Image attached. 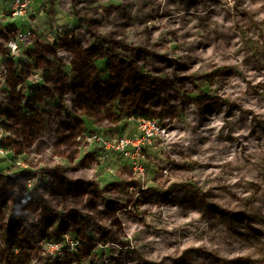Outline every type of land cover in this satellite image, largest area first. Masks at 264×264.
<instances>
[{"label":"rangeland","instance_id":"obj_1","mask_svg":"<svg viewBox=\"0 0 264 264\" xmlns=\"http://www.w3.org/2000/svg\"><path fill=\"white\" fill-rule=\"evenodd\" d=\"M35 2L0 22V58L31 29L20 76H44L1 114L0 264H264V0ZM140 119L165 130L144 177L101 189L86 135Z\"/></svg>","mask_w":264,"mask_h":264},{"label":"built area","instance_id":"obj_2","mask_svg":"<svg viewBox=\"0 0 264 264\" xmlns=\"http://www.w3.org/2000/svg\"><path fill=\"white\" fill-rule=\"evenodd\" d=\"M33 0H9V12L10 16L14 18L21 19L22 25L27 22V14L31 7ZM33 36V31L28 28H19L17 30L16 39L10 40L7 44L10 56L15 59L18 57L21 44L28 45L31 43ZM6 72L4 73V75ZM6 85V78L1 79L0 89ZM2 97L0 95V106ZM7 124L5 120L0 117V158L8 160V145L9 132H7ZM165 130L163 127L159 126L155 121L149 119H140L138 125V133L133 135H123L118 138L107 139L103 134L99 132L88 133L85 140L89 144L99 145L100 148L106 154V157L113 155L114 153H119L123 157L129 159L132 164L134 172L144 177L145 169L141 164L140 157L143 153V149L147 145H152L153 141L157 137H163ZM62 244L68 245L69 247H79V243L76 242L72 244L71 239H63ZM57 246V245H56Z\"/></svg>","mask_w":264,"mask_h":264},{"label":"crops","instance_id":"obj_3","mask_svg":"<svg viewBox=\"0 0 264 264\" xmlns=\"http://www.w3.org/2000/svg\"><path fill=\"white\" fill-rule=\"evenodd\" d=\"M37 3L44 2V0H36ZM36 2L33 0L31 6H35ZM9 0H0V22L5 23L6 21V13H9ZM22 24V23H21ZM9 26H13L10 24ZM8 26V27H9ZM4 31L6 32V27L0 26V32L3 34ZM4 36L5 33H4ZM6 71V79L8 80V84L5 85L2 89H0V93L3 92V101L0 109V117L2 115L10 116L14 113H16L15 104H18L19 107L25 103L26 99L29 103H33L34 101L38 102L39 98H41V93L36 88L40 85H43V81H40V79H44L43 77H39L38 75L34 77L36 83H29L25 82L21 79L20 73L24 70V65H20L18 62V57L13 59L10 54L5 58V60L0 58V74H2L3 71ZM40 70H34V72H39ZM1 80V79H0ZM39 80V81H38ZM36 87H34V85ZM23 100V101H22ZM39 103V102H38ZM23 108V107H21ZM6 124H8L6 122ZM97 147V146H95ZM96 152V153H95ZM95 157L97 156L99 159V162L101 166L98 168V177H97V183L102 188H106V186H116V184L120 183L122 180V177L119 175V171L121 169L122 173L125 170V168H131V164L129 159L123 157L119 153H114L113 155H110L106 159V154L104 151L97 147L95 151H91ZM93 155H87V158L89 156ZM103 161H100V158L103 157ZM5 160L0 159V169L3 171L4 169L8 168V165L5 164ZM104 164H103V163ZM21 171H18V173ZM100 173V174H99ZM107 200V199H106ZM108 204V202L106 203Z\"/></svg>","mask_w":264,"mask_h":264},{"label":"trees","instance_id":"obj_4","mask_svg":"<svg viewBox=\"0 0 264 264\" xmlns=\"http://www.w3.org/2000/svg\"><path fill=\"white\" fill-rule=\"evenodd\" d=\"M107 56H108V57H113L111 53H108ZM35 194H36V193H31V195H33V196H36ZM24 200H25V199H24Z\"/></svg>","mask_w":264,"mask_h":264}]
</instances>
